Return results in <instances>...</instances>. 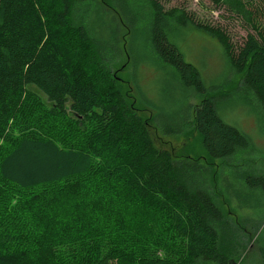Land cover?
Wrapping results in <instances>:
<instances>
[{
	"label": "trees",
	"instance_id": "trees-1",
	"mask_svg": "<svg viewBox=\"0 0 264 264\" xmlns=\"http://www.w3.org/2000/svg\"><path fill=\"white\" fill-rule=\"evenodd\" d=\"M51 1L0 0V264L237 262L238 228L215 200L209 162L157 149L140 118L125 107L121 117L103 114L104 130L92 133L87 148L54 138L47 124L52 118L56 122L71 113L93 117L97 111L106 112V103L98 81L85 71L70 74L66 50L47 34L42 8ZM104 1L59 0L55 18L60 29L72 28L88 46L91 66L106 75V84L113 69L104 43L113 44L112 33L94 21L98 13H109L115 20L120 8L112 0L119 8L115 12ZM210 1L249 25L238 47L230 44L225 31L202 29L219 41L244 74L243 85L258 101L264 124V0ZM143 3L145 18H150V48L172 71L186 105L194 96L208 94L200 69L186 61L170 38L175 26L193 25V18L183 10L166 11L158 0ZM30 86L53 104L43 124L30 118L32 106H21ZM186 105L173 107L169 116L156 108L153 117L171 134L175 131L170 125ZM194 111L204 161L229 160L249 148L248 137L223 119L212 97H205ZM81 122L77 133L85 135ZM94 156L106 157L103 165L95 168ZM246 181L249 189L264 196V174L247 176ZM128 201L146 212L132 230L124 206ZM154 215L165 224L168 238L158 228L145 229ZM76 216L83 222L70 225V217Z\"/></svg>",
	"mask_w": 264,
	"mask_h": 264
},
{
	"label": "rangeland",
	"instance_id": "rangeland-1",
	"mask_svg": "<svg viewBox=\"0 0 264 264\" xmlns=\"http://www.w3.org/2000/svg\"><path fill=\"white\" fill-rule=\"evenodd\" d=\"M86 1L93 4L99 2ZM111 1L105 0L103 4L112 7L115 12L120 8L122 12L120 9L116 12L115 20L109 13L101 16L98 13L94 21L97 26L112 33L113 44L104 43L109 47L104 54L113 69L111 79L106 84L102 81L106 75L91 66L93 63L88 46L80 42L72 28H59L55 18L59 0H52L42 8L47 34L54 36L66 50L70 74L85 71L90 78L98 81L106 103V112L97 111L98 114L93 117L78 118L71 113L66 117H59L56 122L52 118L47 124L51 127L54 138L65 144H83V148H87V139L92 137V133L96 135L104 130L103 114L121 117L124 107L132 110L140 118V124L146 127L157 149L169 151L176 158L193 157L210 163L213 176L210 186L215 200L225 218L238 228L234 247L238 259L233 264H262L264 196L257 189H249L246 181L247 176L264 174L262 109L253 94L244 87V74L238 71L219 41L202 29V26L219 28L226 32L230 44L238 47L246 39L249 25L242 17L217 9L210 0H158L166 11L183 10L189 18H193V25L175 26L170 38L178 45L186 61L200 69L209 93L194 96L186 105L183 93L179 91L177 83L172 81V71L164 68V63L150 48L147 30L150 18H145V0H115L119 8H114ZM113 9L107 8L111 12ZM104 40L109 42L110 38L104 35ZM207 96L214 99L223 119L248 137L249 148L239 151L229 160L204 161L207 155L194 126L193 116L195 107ZM183 103L186 107L182 108V116L177 117L175 123L170 125L175 132L165 133L153 117L154 110L163 109L169 116L173 107L182 106ZM26 105L32 106L30 118L42 124L45 123L48 109L53 107L47 97L33 86L27 87L21 96V106ZM78 120L85 123V135L77 133ZM93 158L95 168L99 163L103 165L106 159L97 156ZM124 206L130 229L134 226L137 228V220L145 217L146 212L130 201ZM68 222L70 225L81 224L83 218L70 217ZM149 222L148 220L145 229L158 228L162 237L168 238L163 230L165 224L160 221L159 215H154L151 224Z\"/></svg>",
	"mask_w": 264,
	"mask_h": 264
}]
</instances>
